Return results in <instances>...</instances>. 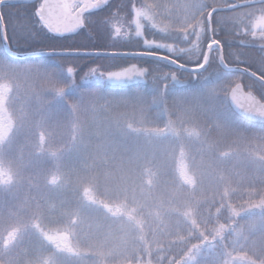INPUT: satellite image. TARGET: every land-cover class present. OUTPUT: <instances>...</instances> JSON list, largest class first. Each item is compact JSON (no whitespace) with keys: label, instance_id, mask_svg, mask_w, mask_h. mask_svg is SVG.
<instances>
[{"label":"trees","instance_id":"1","mask_svg":"<svg viewBox=\"0 0 264 264\" xmlns=\"http://www.w3.org/2000/svg\"><path fill=\"white\" fill-rule=\"evenodd\" d=\"M222 1L220 4L224 3V0ZM144 3L145 0H111L101 10L87 14L91 17L86 19L85 27L77 35L62 39L45 34L46 29L45 33L39 32L41 25L38 23V18L32 15L36 6L31 3L5 6L1 12L5 17L4 24L9 47L18 50L19 54L39 52L41 49L50 51L49 47H56V51L71 47L108 52L159 54L156 49L151 52L145 50L143 39L148 38L157 43H171L175 31L169 29L170 35H162V27H153L149 20L135 30L129 27L130 24H135L134 7L143 9ZM221 14L231 15L226 12ZM216 15L213 13L211 27L216 29L218 33L216 38L220 39L224 46L223 57L226 64L244 68L264 79V48L261 47L263 44L256 46L248 43L250 36H236L231 31V24L227 21L218 25L215 22ZM30 27L37 32L35 38L26 34ZM137 36L143 38L137 39ZM241 40L244 43H241ZM204 42L208 40L205 39ZM204 42L198 46H192L188 54L184 52L185 44L177 42L175 47L183 49L182 52L171 56L162 52L161 55L194 68L196 63L202 61L200 54ZM169 46L172 45L169 44ZM218 55L213 53L207 69L195 75L180 71L168 63L148 59L83 56L14 59L6 54L0 39V62L5 65H47L55 70L66 69L68 66L74 67V82L67 86L71 84L78 87H74L76 88L74 95L64 94L63 102L53 99L50 101V96H44L45 104L42 102L35 106L36 103L31 102L25 107V95L23 98L16 96L12 99L8 104L10 108L24 116L23 118L27 121L32 122V118L43 116L44 113L52 110L55 118L51 123L59 119L58 117H65L66 126L69 124L65 132L70 133L74 128L72 118L76 112V107L72 108V104L77 105L79 100L88 102L89 97H95V106L99 111L109 105L112 108L108 110L117 112L121 108L118 110L113 105L124 98H129V102L133 101L132 109H135L137 105L140 115L148 118L154 128L171 130L169 123L177 122L182 132L206 134L203 137H208L207 141L201 140L203 144L205 143L203 149L210 148L215 139L220 137L210 125L208 118L212 116H209L201 103L208 98L207 93L215 89L220 90L216 102L220 116L227 118L225 120L230 121L235 128H239L237 130H241L243 134H264V125L240 118L228 103V93L238 83H242L248 91H252L249 83L263 87L245 73L224 70L218 62ZM132 62L148 67L150 74L147 85L103 86L91 73L93 68L97 70L95 74L114 72ZM173 75H176V79L172 78ZM84 79H87L89 83L84 84ZM66 107L73 110L70 111ZM1 109L2 106H0ZM67 115L71 118H67ZM141 124L132 122L125 126L131 131H136L137 128L141 130ZM40 132L42 134V131ZM86 132L87 138L84 139L90 150H82L78 154L74 152V158L69 157V153L64 155L69 151L66 149L70 140L66 141L65 137H61L64 141L59 142L60 139L54 132V124L45 128L43 133L46 140L43 135L31 136L33 142L30 145L42 155L41 158L48 159L44 166H48L51 159L56 160L67 156L63 159L66 162V168L63 171L65 179L73 175L70 167H74V176L77 175L78 178L85 176L93 167L98 170L107 167L111 176L119 171L113 183L121 193H125L126 197L109 195L108 199L102 201L97 196L85 194L79 186L74 189V192L55 195L56 199L50 197L46 210L55 206L57 208L55 214L59 213L60 217H64L69 212L71 199L74 198V207L77 206L76 212L70 208L76 216L74 231L65 235L69 246L73 247L72 241H74L73 250L65 244L58 243L54 247L57 252L69 254L70 257L74 255V264H91L90 260L98 256L89 249H93L104 239L92 237L87 248L85 244L89 234L82 230L87 226L82 221L84 220L83 209H93L108 223L111 220L119 221L122 224L120 229L125 228L130 232L127 240L122 238L124 241L115 240L118 237L113 235L106 238L111 242L106 246L109 251H114L113 246H117L118 251H124L125 258L128 260L120 254V258L123 259L122 264H264V205H261L263 203L261 195L251 198L249 202L253 205L240 197L234 198L232 195H227L232 189L229 182L237 177L238 172V177L244 175L242 178L246 179L240 185H245L248 190H258L264 186V160L260 159L264 158V150H238L239 155L233 153L236 154L235 157L232 156L233 154L213 150H181L177 154L167 150H155L156 154L154 150H122L118 152L121 157L120 163L116 165L111 159L103 162L100 158L99 150H96L101 143L98 129L88 125ZM80 153L87 155L80 157ZM56 177L62 178V174ZM122 177L126 182L124 189L120 183ZM217 188H220V191L227 188V194L223 199L216 195ZM133 194L136 196L135 199L132 197ZM138 197L143 201L145 208L141 209L140 203H137ZM133 200H136V207ZM61 205L64 207L60 211ZM244 205L250 206L243 208ZM93 220H99V218L95 217ZM90 225L93 231L106 228L111 234L119 232L117 224L104 227L94 226L91 223ZM35 227L36 225L31 227L33 233L41 230V226L39 230ZM38 235L45 241V237L40 232ZM104 241L107 243L106 240ZM55 259L58 260V258ZM108 260L109 263L102 258L101 264H110L111 261ZM28 262L21 260L20 264Z\"/></svg>","mask_w":264,"mask_h":264},{"label":"rangeland","instance_id":"2","mask_svg":"<svg viewBox=\"0 0 264 264\" xmlns=\"http://www.w3.org/2000/svg\"><path fill=\"white\" fill-rule=\"evenodd\" d=\"M172 2L177 6L185 3L186 0H172ZM218 2L221 3L223 1L218 0ZM137 9L144 12V7L143 9L137 7ZM168 18L180 27H183L185 24L184 13L180 7H176ZM146 20H148L147 16H143V18L139 19V25L143 26ZM134 23H137V18L134 19ZM174 31L175 30H173V32ZM249 39L250 40L247 42L250 44H255L256 46L264 44V41H260L258 38L254 40L250 36ZM208 42H204L202 46V53L200 54L202 60L204 58L203 49H206ZM194 45L195 41L192 45H185L184 52L188 54V51H190ZM131 64L134 63L132 62L125 68H119L114 72L106 70V73L95 74L97 72L96 70L94 79L103 86H119L124 80L126 69ZM138 66L140 68L143 67L140 65ZM149 74L147 75V81ZM172 78L176 79V75H173ZM72 82H74L73 73L67 72L64 68L55 70L47 65H5L0 62V106H2L0 110V264H20L21 260L29 261L25 264H30L31 262L34 264H74V255L70 257L69 254L57 252L54 247H56L58 243L71 247L68 245L69 242L66 241L67 238L65 235L74 231V218L76 217L74 216V211L76 212L77 206L74 207V198L73 200L71 199V201L69 200V212L66 213L64 217H60L59 213L55 214L57 211L55 206L46 210L50 197H55L56 199L55 195H60L63 192L65 194L70 193V191L74 192V189H77L78 186L83 189L85 194L97 196L98 199L102 201H104L103 199H108L109 195L126 197L125 193H121L113 183V179L117 177L120 172L117 171L116 174L111 176V172L107 167H102L99 170L93 167L90 172H87L85 176L81 178H78L77 175L74 176V167H70V170L72 168L73 175L67 179L63 177V171L66 168V162H64L63 159L67 157L64 155L69 153L68 156L74 158V152L78 154L82 152V150H90L84 139L87 138L86 131L88 125L95 126L101 135V143L98 144L96 149L99 150L101 155L100 158L103 162L111 159L116 165L120 163L121 156L118 152L122 150H154V152L155 150H167L168 152L171 151L172 154H177V152L181 150H213L219 153L226 152L230 155L233 153L239 155L238 150H264V134H243L241 130H237L239 128H235L230 121L225 120L227 118L220 116L216 103L220 91L218 89L209 91L207 93L208 98L201 102L205 106L209 116H212L208 118L211 127L220 135L208 149H203L205 143L203 144L201 141H207L208 137H203L206 134L182 132L180 130L181 126L177 122L169 123L172 127L171 130H161L152 127L148 118H144L140 115V109L137 105L134 107L135 109H132L133 105L131 103L133 101L129 102V98H124L121 102L113 105L116 106L115 108H118V110L121 108L120 111L117 112L108 110L112 108L109 105L103 107L99 111L95 106V97H89L90 101L88 102H86V100H79L77 105L72 104V108L73 106L76 107V112L72 118L74 121V128L70 133L68 132L69 134L65 132V129L69 125L67 124L66 126L65 117H58L59 119L51 123L53 118H55L52 110L48 113H44L43 116L32 118L31 122L24 119V116L18 114L17 111L14 112L8 105L14 97L23 98L24 95L25 107L27 103L31 102H35V106H37V104L40 105L42 102L45 104L44 96H50V101L53 99L63 102L62 97L64 94L74 95V92H76V88L74 87L78 86H71ZM83 82L84 84L89 83L87 79H84ZM69 83L71 84L67 86ZM258 83L261 85L260 82ZM249 84L251 85L250 87H252L251 90L259 97L253 92L248 91L245 86L242 85L247 92L259 99L262 98V95H264L262 93L263 88L255 83ZM66 108L70 111L73 110L72 108ZM102 113L104 114L101 116ZM66 117L71 118L69 115ZM212 119L214 120L213 123ZM221 120H223V122H219ZM132 122L142 123L140 128L142 132H144L142 133L139 128H137L136 131H131L125 126ZM50 124H54V132L60 139L59 142L64 141L61 137H65L66 141L70 140L69 146L66 149L69 151L65 152L63 155L64 157L61 159H51V163L48 166H44L48 159L45 157L41 158L42 155L38 154L34 148L31 147L30 143L33 142L31 136L35 135H43L46 140V136L43 132L45 128L47 129L50 127ZM30 125L31 129H29ZM40 131H42V134ZM192 140L194 141L193 143L191 142ZM256 142L258 143L256 144ZM236 154L232 156L235 157ZM86 155L85 153H80V157H85ZM260 159L264 160V158ZM60 173L62 174V178L56 177V175ZM238 175L239 172L237 173V177L229 182L232 189L228 194L227 188L222 191H220V188H217L216 195L221 199H223L226 194L229 196L232 195L234 198L240 197L248 204H251L249 202L251 198H257V196L261 195L263 202L261 205H264V186L258 190H248V187L245 185H240L246 180L242 178L244 175L239 177ZM124 180V177L120 180L123 189L126 185ZM132 197L134 199L136 198L134 194ZM133 201L135 207L137 203H140L141 209L146 207L140 197H138L137 203L135 202L136 200ZM249 206L250 205H244L243 208ZM63 207L64 206L61 205L59 210L61 211ZM70 208H73L74 211ZM83 213L84 220L82 221L85 222L84 224L87 226L83 227L82 230L84 233L89 234L85 246L87 248L89 247L92 237H99L101 240L104 239L107 241L106 243L103 240V242L98 243L97 246L95 245L94 248L97 247L96 249H89L98 255L94 256V260H90L89 263L101 264V259L103 258L107 263H109L108 259H110V264H115L118 261L119 262L116 264H122L123 259L120 257L122 255L125 258L124 251H118L117 246H113L114 251H109L106 246L110 245L111 242L106 238L109 235H113L118 237L115 240L119 239L120 241L123 240L122 238L127 240L130 232L125 228L124 230L120 229L122 224L119 221L111 220V222L108 223L100 214H96L93 209H83ZM95 217H98L99 220H93ZM90 223L94 226L100 225L102 227L117 224L119 226V232L111 234L106 228H98L93 231L90 228L92 227ZM32 225H36L35 228H37V230H39L41 226L39 232L45 237V241L38 235L39 232L35 231L33 233L31 229ZM72 244L74 247V241H72ZM73 247H71V249ZM55 258H58V262ZM125 260L128 259L125 258Z\"/></svg>","mask_w":264,"mask_h":264},{"label":"snow or ice","instance_id":"3","mask_svg":"<svg viewBox=\"0 0 264 264\" xmlns=\"http://www.w3.org/2000/svg\"><path fill=\"white\" fill-rule=\"evenodd\" d=\"M8 2L9 0H0V8H4ZM215 3L217 5L220 4L218 0H215ZM223 4L226 6L214 7L213 0H186L185 3L176 6L183 10L185 24L182 28L184 30H175V36L171 43H157L154 40L144 38L143 48L150 52L153 49H156L160 55L162 52H166L171 56L183 51V49H177L175 47L177 42H182L185 45H192L195 41V45L198 46L207 39L209 42L207 43L206 49H203L204 58L202 61L196 63L194 68L199 69L206 66L213 53H218V62L222 66L227 67L226 62L223 59L224 46L222 45L221 40L216 38L218 35L216 29L211 27L213 23V13L217 14L215 22L218 25L223 24L225 21L230 23L231 31L234 32L236 36H251L254 40L258 38L260 41H264V0H224ZM98 9H100V0H58L56 3L51 2V0H43V2L39 3L38 7H36L35 12L32 13V15L38 18V23L41 25L38 29L39 32L45 33L44 30L46 29L47 32L45 34H51V37L62 39L66 37V35L77 32L78 29H83L85 27L86 19L91 17L89 15L86 16V14ZM225 12L230 13L231 15L221 14ZM133 13V17L137 18V23L130 24L129 27L135 30L140 26L139 19L146 16V13L135 7ZM197 15L200 16V23L198 24L193 23ZM4 18V13L0 12V33H2L0 39L4 41L9 52L13 55H18V50H13L8 46V37L3 30ZM161 31L162 35H170V30ZM26 34L35 38L37 32L33 31L30 27ZM136 38L139 39L143 37L137 36ZM241 43H244V41L241 40ZM169 44L172 46H169ZM261 47L264 48V45ZM49 48L51 50L47 52L41 49L39 52L27 54L36 56H91L120 54L117 52L89 50L87 48L69 47L64 48L62 51H56V47ZM136 70V66H132L129 69V74ZM66 71L73 73L74 67L68 66ZM95 72L96 69L93 68L91 73L94 74Z\"/></svg>","mask_w":264,"mask_h":264},{"label":"water","instance_id":"4","mask_svg":"<svg viewBox=\"0 0 264 264\" xmlns=\"http://www.w3.org/2000/svg\"><path fill=\"white\" fill-rule=\"evenodd\" d=\"M35 0H9V5H15V4H26V3H32ZM51 2L56 3L58 0H51ZM109 0H100V8L104 7ZM99 10V9H98ZM96 11V10H95ZM1 12V8H0ZM3 30L6 32L5 24L3 21ZM80 29L77 30V32L66 35L68 36H74L79 32ZM2 36V33H1ZM8 43V40H7ZM3 48L9 56H11L14 59H24V58H34V57H72V56H36V55H28V54H18L13 55L11 52H9L7 46L5 45L4 41L2 40ZM9 46V44H8ZM47 52V51H45ZM120 54L116 55H91V56H83V57H101V58H132V59H149V60H155V61H162L165 63H168L175 68L179 69L180 71L186 72L188 74H199L204 72L210 62V59L206 66L203 68H193L188 67L185 65H182L178 63L176 60L169 58L165 55H159L154 53H148V52H117ZM126 53V54H125ZM224 59V57H223ZM225 61V60H224ZM227 65V64H226ZM132 66H136V71H133L129 74V69ZM222 66V65H221ZM222 68L226 71H237L245 73L246 75L254 78L258 82L264 85V80L254 73L250 72L249 70H246L241 67H232L228 66ZM149 74L148 68H140L137 64H131L125 71V77L123 82L119 84L120 87H133L137 85H147V75ZM228 103L233 110V112L238 115L240 118L256 123V124H264V103L256 98L254 95L248 93L242 84L235 85L228 94Z\"/></svg>","mask_w":264,"mask_h":264},{"label":"clouds","instance_id":"5","mask_svg":"<svg viewBox=\"0 0 264 264\" xmlns=\"http://www.w3.org/2000/svg\"><path fill=\"white\" fill-rule=\"evenodd\" d=\"M213 6L224 7L226 5L215 3L213 0ZM144 12L150 22H152L153 27H162V30H178L183 31L184 29L176 24H174L168 17L172 11L176 8V4L172 0H145ZM193 23H200V16L197 15ZM190 26V25H189Z\"/></svg>","mask_w":264,"mask_h":264},{"label":"flooded vegetation","instance_id":"6","mask_svg":"<svg viewBox=\"0 0 264 264\" xmlns=\"http://www.w3.org/2000/svg\"><path fill=\"white\" fill-rule=\"evenodd\" d=\"M110 1L111 0H109V2L106 4V6L110 3ZM41 2H43V0H35L34 2H32L31 4H33L34 6H36V7H38V5H39V3H41ZM5 7V6H4ZM105 7V6H104ZM104 7H102V8H104ZM102 8H100L99 10H101ZM1 10H2V8H1ZM99 10H96V11H99ZM96 11H93V12H96ZM90 13H92V12H90ZM87 15V14H86ZM264 45V44H263ZM142 67V66H141ZM143 68V67H142ZM262 85V84H261ZM263 86V91H262V93L264 94V85H262ZM251 92H253L255 95H256V93L252 90ZM262 95V94H261ZM256 96H258V95H256ZM259 97V96H258ZM263 102H264V95H262V98H260Z\"/></svg>","mask_w":264,"mask_h":264}]
</instances>
